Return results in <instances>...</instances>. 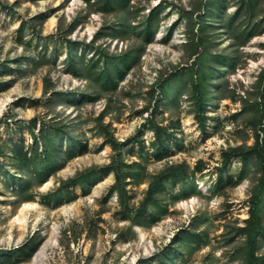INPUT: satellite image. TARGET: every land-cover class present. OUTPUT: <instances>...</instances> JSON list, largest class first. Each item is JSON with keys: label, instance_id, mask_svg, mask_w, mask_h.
Instances as JSON below:
<instances>
[{"label": "rangeland", "instance_id": "obj_1", "mask_svg": "<svg viewBox=\"0 0 264 264\" xmlns=\"http://www.w3.org/2000/svg\"><path fill=\"white\" fill-rule=\"evenodd\" d=\"M0 264H264V0H0Z\"/></svg>", "mask_w": 264, "mask_h": 264}, {"label": "bare ground", "instance_id": "obj_2", "mask_svg": "<svg viewBox=\"0 0 264 264\" xmlns=\"http://www.w3.org/2000/svg\"><path fill=\"white\" fill-rule=\"evenodd\" d=\"M54 23H55V21H52L51 26H52ZM28 207H30V204L25 205V208H28ZM22 220H25V217H23V218H19V221H22ZM24 223H25V221H24L22 224H24Z\"/></svg>", "mask_w": 264, "mask_h": 264}]
</instances>
